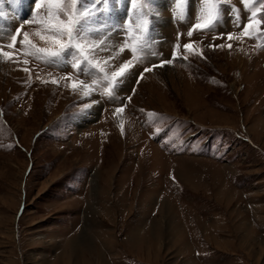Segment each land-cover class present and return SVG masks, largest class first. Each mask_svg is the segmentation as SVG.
I'll use <instances>...</instances> for the list:
<instances>
[{"label": "rangeland", "instance_id": "374dc122", "mask_svg": "<svg viewBox=\"0 0 264 264\" xmlns=\"http://www.w3.org/2000/svg\"><path fill=\"white\" fill-rule=\"evenodd\" d=\"M201 7L101 8L117 49L99 53L116 56L106 71L131 59L142 28L150 41L112 97L102 80L85 96L80 80L98 76L77 78L68 65L0 57V264H264V38L219 35L238 37L264 5L227 0L213 30L189 38ZM34 11L32 0H0V29L31 34ZM125 28L129 49L118 53ZM173 51L172 65L143 71L161 59L150 52Z\"/></svg>", "mask_w": 264, "mask_h": 264}, {"label": "snow or ice", "instance_id": "6c2138e0", "mask_svg": "<svg viewBox=\"0 0 264 264\" xmlns=\"http://www.w3.org/2000/svg\"><path fill=\"white\" fill-rule=\"evenodd\" d=\"M16 2H22V0H16ZM110 2L115 5L118 0H32V4L37 11L31 14V19L27 20L26 23L35 24L36 28L31 34L24 31L22 36L21 27L15 28L14 33L7 36L0 29V57L7 61H13L14 55L17 59L23 56L25 65L30 62V59L49 67L58 68L62 65H68L73 69L77 78L81 76L86 78L98 76V78L91 80V84L87 83L86 80H80V87L85 96L91 95L95 91V86L102 80L106 82L102 94L112 97L115 88L129 74L135 63L143 62L144 50L149 47L150 41L147 37L148 29L142 28L143 35L132 37L129 49L131 30L125 28L123 46L118 48V53H123L126 49H129L131 59L123 62L111 73L106 71L104 65H107L116 56L110 54L101 61L99 53L107 52L110 48L113 52H116L117 49L115 45H110L108 40L109 32L112 29L109 28L108 31H103V29L108 28V25L100 22L99 17L102 15L101 8ZM138 2L144 4L148 0H128L130 7L134 10ZM190 2L191 0H173V3L178 6ZM199 2L202 3V7L196 17L197 23L192 26V30L187 32L189 38L193 36V31L213 30L221 18V6L227 5V0H199ZM249 2L250 0H242L245 8L248 7ZM256 2L264 5V0H256ZM259 11L260 9L256 7L250 9L251 14L246 17V22L243 24L238 37L232 33L219 35L221 38L226 36L228 41L243 37L258 42L261 41L264 38V19L257 18ZM232 13H236L232 16V22L240 27L239 11L230 8L229 14ZM179 15L180 19H185L182 7ZM33 37L38 38V41ZM259 46L264 47V43H260ZM174 47L179 49L180 45L176 44ZM210 47L223 49L225 45H210ZM227 47L231 49L232 44L229 43ZM183 49L187 53H193V44L185 43ZM149 54L161 58L159 64L153 62L143 69L144 72L149 73L157 67L172 65L180 58L175 51L167 59L162 58L163 53L150 52ZM198 55L203 57L202 52ZM182 59L187 60L188 55H184ZM22 70L25 73L30 71L27 67ZM52 83L55 84L57 81L53 80ZM72 87L75 90L77 85L73 83ZM130 100L131 96L128 97V101ZM115 111L117 113L123 112V107L116 108ZM149 115L155 114L149 113Z\"/></svg>", "mask_w": 264, "mask_h": 264}, {"label": "bare ground", "instance_id": "6f19581e", "mask_svg": "<svg viewBox=\"0 0 264 264\" xmlns=\"http://www.w3.org/2000/svg\"><path fill=\"white\" fill-rule=\"evenodd\" d=\"M101 106L102 105H100V104L97 105L96 103L92 104V110H91L92 117L96 116V114L99 112Z\"/></svg>", "mask_w": 264, "mask_h": 264}]
</instances>
